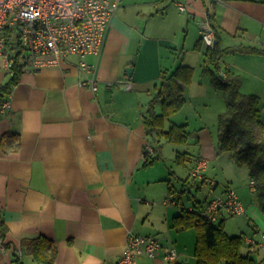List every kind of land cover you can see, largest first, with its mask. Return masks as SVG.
Returning a JSON list of instances; mask_svg holds the SVG:
<instances>
[{
    "label": "crops",
    "instance_id": "obj_1",
    "mask_svg": "<svg viewBox=\"0 0 264 264\" xmlns=\"http://www.w3.org/2000/svg\"><path fill=\"white\" fill-rule=\"evenodd\" d=\"M179 3L186 9L180 10ZM204 22L213 27L215 40L217 32L222 48H262L264 0H122L100 54H73L38 72H21L7 97L10 106L0 110V238L5 244L4 249L0 245V264H47L27 244L37 239L45 240L43 257L55 249L52 264H117L131 233L154 237L178 253L175 261L166 260L163 251L155 257L140 253L137 264H197V233L177 230L173 223L182 210L204 209L213 197L185 206L176 195L184 180L175 167L189 175L197 158L209 164L223 154L201 115L192 135L189 120H178L188 100L197 111V103L215 95L212 90L220 91L212 82L213 65L205 68ZM83 59L93 66L89 75L98 91L80 84L87 76L80 67ZM220 64L221 72L240 75L243 93L260 97L264 122V54L238 51ZM180 65L194 73L185 87L186 102L168 118L165 131L185 124L188 141L172 143L187 145L193 136L194 149L174 147L171 165L160 171L154 163L170 141L159 132L147 135L143 117L161 72ZM10 79L0 71V87ZM156 110L161 111L160 104ZM167 168L174 171L168 175ZM215 179L207 169L202 182L214 189ZM242 215L260 243L251 247L241 227L227 233L243 235V253L255 259L254 253L264 250L258 233L264 231V212L254 198ZM227 217L219 221L225 219L229 231Z\"/></svg>",
    "mask_w": 264,
    "mask_h": 264
},
{
    "label": "built area",
    "instance_id": "obj_2",
    "mask_svg": "<svg viewBox=\"0 0 264 264\" xmlns=\"http://www.w3.org/2000/svg\"><path fill=\"white\" fill-rule=\"evenodd\" d=\"M122 0H0V71L8 77L16 75L18 69L40 71L46 66L57 65L69 55L100 54L111 20ZM178 8L185 10V4ZM202 39L209 47L216 43L213 27L204 22ZM264 47V39L261 43ZM80 67L87 74L81 81L94 91L99 86L94 76L89 75L93 66L86 60ZM226 78V73L222 72ZM10 106L6 99L0 106L4 110ZM208 160L196 159L191 169L192 179H202ZM190 180V179H189ZM254 181H251L253 188ZM193 210L194 207H190ZM207 218L218 222L223 215L238 216L245 213V205L237 192L230 186L224 193L214 195L203 209ZM264 238V234L262 235ZM251 247L260 242L253 237L246 238ZM0 245L5 244L0 238ZM163 251L164 258L175 261L178 253L174 247L162 244L158 239L131 233L127 245L117 264H137V255L146 253L151 257ZM21 256V250H18Z\"/></svg>",
    "mask_w": 264,
    "mask_h": 264
},
{
    "label": "trees",
    "instance_id": "obj_3",
    "mask_svg": "<svg viewBox=\"0 0 264 264\" xmlns=\"http://www.w3.org/2000/svg\"><path fill=\"white\" fill-rule=\"evenodd\" d=\"M216 43L207 47L205 51V68L213 65V85L224 91L226 109L220 114L217 134V151L231 153V159L238 165H246L254 181L253 193L256 203L264 212V122L261 119L260 97L256 94H245L241 91L240 75L225 71L222 75L220 60L227 54L243 51L264 54L262 48H245L233 46L222 48L220 38L216 32ZM202 40L196 45L200 48ZM22 69H18L15 76L0 87V106L7 99L13 86L17 83ZM194 69L187 65H180L172 72L162 71L158 83L155 84V94L150 102L147 114L143 117L147 135L161 133L170 142L185 143L189 133L185 124H173L168 131L165 125L168 118L180 111L185 102V87L191 82ZM161 105L157 112L156 105ZM180 156V154H179ZM153 160H147L150 164ZM186 186L189 178L183 179ZM225 219L211 222L204 214L203 206L197 210L184 209L175 216L173 226L177 230L194 228L197 233L195 256L197 264H257L249 254L243 253L245 239L243 235L230 236L226 231ZM44 239L29 241L30 250L39 260L52 264L55 249L49 257H43Z\"/></svg>",
    "mask_w": 264,
    "mask_h": 264
},
{
    "label": "rangeland",
    "instance_id": "obj_4",
    "mask_svg": "<svg viewBox=\"0 0 264 264\" xmlns=\"http://www.w3.org/2000/svg\"><path fill=\"white\" fill-rule=\"evenodd\" d=\"M132 58H134V56ZM212 67L214 68V66ZM202 72L204 74L211 75L209 71L201 70V74H203ZM197 77H200V74H198ZM247 88L250 87L247 86ZM212 91H214L215 95H212L210 93L207 95V100H205L206 102L203 101L201 103L202 105H200V103L199 104L197 103V107H198L197 111L195 110L196 106L194 105L195 106L194 109V107L191 106L190 100H188L187 104L185 105V108H183L180 112L181 116H178L179 121L189 120V130H191L192 132L191 135L194 134L195 132V131L193 132V130H195L194 128L200 125L201 122L200 115H201L206 121V124L211 128L214 137L217 138V132H218L217 129H218V122L220 117L219 114L225 111L226 103L224 99V93L221 90L220 91L212 90ZM203 103L206 105H204ZM188 143L189 144L183 146H181L182 144L176 145L172 142L165 144L164 148L166 150V153L162 155L159 159H157L156 162L154 163L156 169H160V171L161 170L163 171L166 164L168 166L171 165L174 159V155H172L171 150L174 147L181 148L182 150L184 147H187L185 149L192 151L194 149L193 136L189 139ZM229 157H230L229 153L225 152L219 156V160L217 162H210L207 165L206 170L208 169V171H210V175L216 176L217 178L215 179V181H217L218 184L214 189L212 188V186H210L209 183L202 182V179H192L190 177V174L187 175L188 174L187 171L182 169L181 166L175 167V170H177V172L179 173L180 176H182L183 179L187 177H189L190 179L186 186H182L181 181L179 184H177L178 180L176 178H174L173 180V182L177 184V186L179 187L176 195L177 197L179 196L181 197V200L185 204V206L187 207L191 206L193 203H195V201H197V199L203 201L205 197H209V196L211 197L217 194L220 195L225 192L228 186L232 187L237 192L243 203L244 202L248 203L255 198L253 189L250 186L251 179H250V175L247 172L248 171L247 166L238 165L232 162V160H230ZM152 167L153 166H151V168ZM169 169H170V174L172 173V171H174L172 170V168H167L168 175H170ZM215 192L216 194L212 195V193ZM151 198H155V197H151ZM248 220L249 219L243 215L228 216L226 221L228 223L229 231L227 232L229 233L236 232L239 229V227H241L243 230L242 232H245V234H247L249 237H252L253 235L255 236L256 235L255 233L253 235H250L252 234V229L249 226ZM191 231L192 233L196 234L194 229H192ZM258 233L261 234L262 236L264 234V231L260 230L258 231ZM255 239L257 238L255 237ZM254 255L257 264H264L263 262L264 250H260V252L258 253L255 252Z\"/></svg>",
    "mask_w": 264,
    "mask_h": 264
},
{
    "label": "water",
    "instance_id": "obj_5",
    "mask_svg": "<svg viewBox=\"0 0 264 264\" xmlns=\"http://www.w3.org/2000/svg\"><path fill=\"white\" fill-rule=\"evenodd\" d=\"M126 71H127V74H128L129 76H131V74H132V72H133V67H132V66L127 67V68H126Z\"/></svg>",
    "mask_w": 264,
    "mask_h": 264
}]
</instances>
